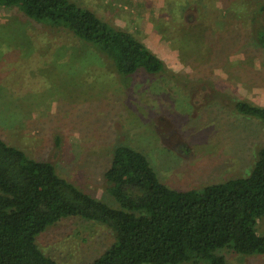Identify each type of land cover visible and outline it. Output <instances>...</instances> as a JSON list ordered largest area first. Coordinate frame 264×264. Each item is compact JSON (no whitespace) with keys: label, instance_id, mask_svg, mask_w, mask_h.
Returning <instances> with one entry per match:
<instances>
[{"label":"rangeland","instance_id":"374dc122","mask_svg":"<svg viewBox=\"0 0 264 264\" xmlns=\"http://www.w3.org/2000/svg\"><path fill=\"white\" fill-rule=\"evenodd\" d=\"M72 1L132 33L166 70L122 78L68 29L0 5L1 139L111 205L103 173L118 144L143 152L174 189L250 172L264 123L233 110L232 98L264 106V47L252 35L264 0ZM257 230L264 234L263 220ZM113 241L111 229L80 217L36 238L62 264L88 263ZM218 254L226 264H264V254Z\"/></svg>","mask_w":264,"mask_h":264},{"label":"trees","instance_id":"16d2710c","mask_svg":"<svg viewBox=\"0 0 264 264\" xmlns=\"http://www.w3.org/2000/svg\"><path fill=\"white\" fill-rule=\"evenodd\" d=\"M27 17L64 27L95 46L117 74L139 70L157 74L165 63L132 33L115 28L72 0H0ZM262 22L253 31L264 47ZM236 112L264 123V106L232 98ZM115 205L87 193L60 176L47 160H36L0 138V264H62L36 242L48 226L67 217L95 221L111 229L114 241L85 264H226L218 251L264 254V146L246 176L174 189L159 179L148 157L115 145L103 173Z\"/></svg>","mask_w":264,"mask_h":264}]
</instances>
